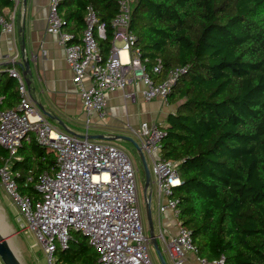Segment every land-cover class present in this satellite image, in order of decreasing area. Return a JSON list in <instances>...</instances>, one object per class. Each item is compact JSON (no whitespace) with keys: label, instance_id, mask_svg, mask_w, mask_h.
<instances>
[{"label":"trees","instance_id":"16d2710c","mask_svg":"<svg viewBox=\"0 0 264 264\" xmlns=\"http://www.w3.org/2000/svg\"><path fill=\"white\" fill-rule=\"evenodd\" d=\"M118 1L60 0L68 44L79 43L92 7L105 26L98 47L106 59ZM10 6L0 0V13ZM129 30L147 69L160 62L157 82L182 70L166 99L174 111L159 124L160 157L178 162L177 221L190 231L197 256L264 264V0H134ZM4 74L0 109H9L18 95ZM7 158L0 146V167ZM55 163L52 150L22 145L11 165L19 192L39 199L35 185ZM55 254L56 264H98L86 238L74 232Z\"/></svg>","mask_w":264,"mask_h":264},{"label":"built area","instance_id":"2783aa9c","mask_svg":"<svg viewBox=\"0 0 264 264\" xmlns=\"http://www.w3.org/2000/svg\"><path fill=\"white\" fill-rule=\"evenodd\" d=\"M9 1V15L0 13V31L12 34L16 7L21 0ZM59 1L48 0L46 31L58 36L64 47L72 83L87 113L95 114L99 121L105 119V95L122 90H127L125 96L130 101L139 96L145 103L154 100L166 103L171 86L182 70L173 69L157 82L154 77L161 70L160 62L148 70L146 62L139 58L134 47L136 38L129 30L134 0L118 1V12L111 20L113 37L106 59L98 47L105 26L93 8H86L79 43L68 44L72 36L61 30ZM30 59L35 60L36 56L32 54ZM3 72L16 82L18 102L12 108L0 109V146L8 154L0 167V186L24 221L20 229L34 236L48 264H56V251L67 247L73 232L86 238L97 254L98 264H153L142 224L136 170L127 155L113 143L89 140L88 121L83 137L52 126L34 105L14 58ZM139 84L142 87L137 90ZM133 135L144 157L151 159L156 185L158 232L155 234L157 242L163 244L164 253L172 264H222V257L212 261L198 257L190 231L179 223L175 237L166 240L161 215L168 210L176 220L179 215L178 199L173 197L174 188L182 183L178 162L160 157L164 135L158 123L141 122ZM32 142L56 155L55 170L43 172L35 185L40 195L35 200L19 192L15 181L18 173L11 170L19 148Z\"/></svg>","mask_w":264,"mask_h":264},{"label":"crops","instance_id":"0c3cea01","mask_svg":"<svg viewBox=\"0 0 264 264\" xmlns=\"http://www.w3.org/2000/svg\"><path fill=\"white\" fill-rule=\"evenodd\" d=\"M10 11V7H5L2 13L9 15ZM47 12L48 0H26L25 4L20 1L16 7L12 34L0 31V69L1 73H5L3 69L10 66V60L14 58L16 67L21 71L17 65L23 58L21 46L24 47L26 58L30 59L32 54L36 56L35 60L30 59L32 76L27 88L38 112L52 126L83 137L87 121V136L119 134L118 131H128L132 135L144 121L165 124L167 115L174 111L172 107L170 109V106L158 100L145 103L139 96L135 101H130L125 96L127 90L105 95V119L99 121L95 114L87 113L72 83V72L65 61L64 47L59 43L58 36L46 31ZM4 76L9 78L6 73ZM87 83V79H84V84ZM141 87L139 84L136 89ZM44 114H50L52 119ZM177 224L171 211L161 215V229L166 234V240L175 237Z\"/></svg>","mask_w":264,"mask_h":264},{"label":"rangeland","instance_id":"374dc122","mask_svg":"<svg viewBox=\"0 0 264 264\" xmlns=\"http://www.w3.org/2000/svg\"><path fill=\"white\" fill-rule=\"evenodd\" d=\"M165 106H168L166 103ZM174 110L173 106H170V109ZM80 131V128L77 129ZM118 135L128 137L136 142L138 139L136 136L128 131H118ZM113 135V134H111ZM116 147L121 149L127 157L130 159L133 167L136 170V186H137V196L139 205L141 208V215H142V224L144 228V233L147 235V228L145 222V215H144V203H143V196H142V189L144 186V175L141 169V162L135 150V147L131 142L128 141H114L112 142ZM147 169L149 172V181H150V188L152 190L151 195V212H152V219L154 222V229L155 232H158V225L156 224V185L154 183V176L151 172V162L148 157H145ZM20 219V221L18 220ZM0 220L2 221V225L5 224L6 231L4 233V239L8 242L11 250L20 261L21 264H48L47 263V256L43 252L40 246L36 245V240L34 236L25 231L24 229H20L21 224H23V219L19 216V213L16 207L13 205L11 199L6 195L3 188L0 186ZM164 237L166 234L163 232ZM166 238V237H165ZM158 245L164 257L166 264H172L168 256L164 253V247L161 241H158ZM149 255L153 262V264H160L152 247H149ZM57 258V254L54 255V259ZM0 264H2L0 260Z\"/></svg>","mask_w":264,"mask_h":264},{"label":"water","instance_id":"95a60500","mask_svg":"<svg viewBox=\"0 0 264 264\" xmlns=\"http://www.w3.org/2000/svg\"><path fill=\"white\" fill-rule=\"evenodd\" d=\"M23 4L26 3V0H22ZM22 50V62L17 63V65L21 68L22 75L25 78L26 85H28L30 78L32 76L31 69H30V59L25 57L24 47L21 46ZM10 78V77H9ZM48 119H52L50 114H44ZM89 140L92 141H106V142H114V141H128L133 144L137 155L141 162V169L144 175V186L142 189V196H143V203H144V215H145V222L147 228V237L149 239V244L152 247L158 261L160 264H166L160 247L158 245L155 229L153 225L152 219V212H151V195L152 190L150 188V181H149V172L146 165L145 157L138 146L137 142H134L132 139L120 135H96V136H87ZM0 260L2 264H21L20 261L17 259L13 251L11 250L8 242L4 239V235L0 233Z\"/></svg>","mask_w":264,"mask_h":264},{"label":"bare ground","instance_id":"6f19581e","mask_svg":"<svg viewBox=\"0 0 264 264\" xmlns=\"http://www.w3.org/2000/svg\"><path fill=\"white\" fill-rule=\"evenodd\" d=\"M2 221L0 220V233H4L6 231V227H5V224L2 225L1 223Z\"/></svg>","mask_w":264,"mask_h":264},{"label":"flooded vegetation","instance_id":"af4514ba","mask_svg":"<svg viewBox=\"0 0 264 264\" xmlns=\"http://www.w3.org/2000/svg\"><path fill=\"white\" fill-rule=\"evenodd\" d=\"M113 135H118V134H113Z\"/></svg>","mask_w":264,"mask_h":264}]
</instances>
